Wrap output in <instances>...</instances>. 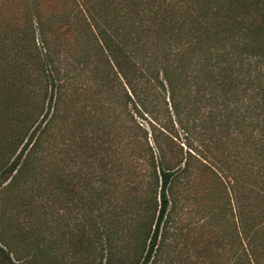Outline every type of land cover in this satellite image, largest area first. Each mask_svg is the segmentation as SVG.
I'll return each mask as SVG.
<instances>
[{
	"label": "trees",
	"instance_id": "16d2710c",
	"mask_svg": "<svg viewBox=\"0 0 264 264\" xmlns=\"http://www.w3.org/2000/svg\"><path fill=\"white\" fill-rule=\"evenodd\" d=\"M208 3L193 2L199 12L188 15L165 0H67L59 16L47 17L32 3L41 47L33 40L30 57L46 106L0 170V186L42 137H59L64 128L74 138L81 126L83 137H103L115 147L124 131L129 154L139 145L137 158L160 183L157 217L139 262L151 264L170 227L179 184L194 180L187 159L181 164L175 126L188 147L196 142L197 158L190 151L187 158L196 159L199 170L206 168L201 160L209 143L228 147L235 139L253 176L250 186L242 179L246 192L235 200L239 232L251 248L242 264H264V5ZM133 113L148 117L155 154ZM30 261L13 258L0 245V264Z\"/></svg>",
	"mask_w": 264,
	"mask_h": 264
},
{
	"label": "rangeland",
	"instance_id": "374dc122",
	"mask_svg": "<svg viewBox=\"0 0 264 264\" xmlns=\"http://www.w3.org/2000/svg\"><path fill=\"white\" fill-rule=\"evenodd\" d=\"M245 1L264 5V0ZM66 2L0 0V170L13 160L46 106L43 102L42 108L43 90L30 57L33 40L41 47L32 3L47 17L59 16ZM165 2L188 15L199 12L193 2L202 4ZM132 117L144 127L155 154L148 117ZM76 128L74 138L63 128L59 137H42L38 145H29L15 176L0 186V245L13 258L31 260L29 264H139L158 213L159 180L137 158L139 145L137 155L129 154L124 131L114 147L103 137H83L81 126ZM175 128L181 164L187 159L194 180L189 181L192 186L185 179V185L179 184L170 227L151 264H225L228 258L242 264L251 248L239 232L235 200L246 192L242 179L250 186L253 178L250 166L242 163L247 158L235 139L228 147L208 142L212 148L201 160L206 168L199 170L198 161L187 158V151L196 157V142L188 147ZM132 133L143 139L142 130Z\"/></svg>",
	"mask_w": 264,
	"mask_h": 264
}]
</instances>
